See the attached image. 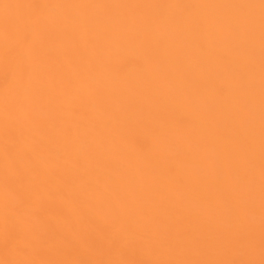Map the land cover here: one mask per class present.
<instances>
[{"label": "bare ground", "instance_id": "1", "mask_svg": "<svg viewBox=\"0 0 264 264\" xmlns=\"http://www.w3.org/2000/svg\"><path fill=\"white\" fill-rule=\"evenodd\" d=\"M0 264H264V0H0Z\"/></svg>", "mask_w": 264, "mask_h": 264}]
</instances>
